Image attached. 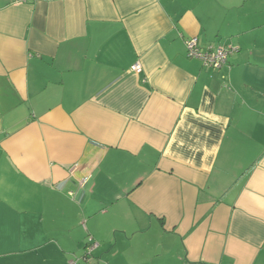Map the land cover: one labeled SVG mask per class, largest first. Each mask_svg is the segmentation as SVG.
I'll list each match as a JSON object with an SVG mask.
<instances>
[{"label":"crops","instance_id":"0c3cea01","mask_svg":"<svg viewBox=\"0 0 264 264\" xmlns=\"http://www.w3.org/2000/svg\"><path fill=\"white\" fill-rule=\"evenodd\" d=\"M0 264H264V0H0Z\"/></svg>","mask_w":264,"mask_h":264},{"label":"built area","instance_id":"2783aa9c","mask_svg":"<svg viewBox=\"0 0 264 264\" xmlns=\"http://www.w3.org/2000/svg\"><path fill=\"white\" fill-rule=\"evenodd\" d=\"M15 2H22L27 3L30 1H36V0H13ZM186 47H187V57L191 59H198L202 61L205 68H213V69H219L223 66H225L228 62L229 57L237 52L239 50L238 47H236L234 44H229L227 46L223 47H209L207 49H203L199 46L198 40L196 38H191L186 41ZM132 70L140 73L142 71L141 67L139 65H134L132 67ZM93 247H96L97 244L93 243ZM89 250V253L92 251Z\"/></svg>","mask_w":264,"mask_h":264}]
</instances>
